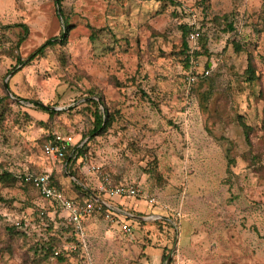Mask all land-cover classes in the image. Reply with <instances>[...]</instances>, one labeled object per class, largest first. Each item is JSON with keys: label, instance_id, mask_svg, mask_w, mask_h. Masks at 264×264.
<instances>
[{"label": "rangeland", "instance_id": "1", "mask_svg": "<svg viewBox=\"0 0 264 264\" xmlns=\"http://www.w3.org/2000/svg\"><path fill=\"white\" fill-rule=\"evenodd\" d=\"M65 22V45L18 65ZM186 24L204 37L191 87ZM249 57L254 83L245 76ZM91 99L112 119L93 138ZM50 136L84 145L83 157L68 167L49 158ZM48 171L71 198L84 186L98 193L101 184L126 183L156 202L126 199L143 220L132 235L104 214L87 217L80 247L68 241L64 211L19 178ZM21 222L28 237L9 231ZM50 237L70 252L65 261L32 249ZM162 263L264 264V4L0 0V264Z\"/></svg>", "mask_w": 264, "mask_h": 264}, {"label": "built area", "instance_id": "2", "mask_svg": "<svg viewBox=\"0 0 264 264\" xmlns=\"http://www.w3.org/2000/svg\"><path fill=\"white\" fill-rule=\"evenodd\" d=\"M264 4V0H255ZM196 17H194L195 20ZM195 23L191 26L193 27ZM201 33L199 30L193 28L189 34L190 53L193 54L198 49V42L200 40ZM206 76L209 75L207 71ZM197 81L196 73L191 70L187 76V83L191 87ZM72 146L71 139H66L61 136H57L55 143L49 142L45 146L46 155L53 160H63L65 158L66 151ZM23 180L26 182H32L35 187L40 191L41 195L51 201L59 204L61 209L67 214L66 219L68 223L76 228L77 235H83V222L87 217L93 216L96 213L104 214L107 222L111 225L117 223L116 214L114 209L107 206L102 199L92 196L88 198L82 204L76 203L74 200L68 198L63 190L58 189L55 185L51 184V174L41 173L35 175L33 173H25ZM99 192L111 199H127V198H143L151 203H155V199L148 194L144 193L138 186L134 185H111L101 184L99 186ZM16 225L22 229L27 228L25 223H16ZM121 231L126 235H132L133 229L130 224L119 223ZM67 249V248H66ZM59 251L56 250V254Z\"/></svg>", "mask_w": 264, "mask_h": 264}, {"label": "trees", "instance_id": "3", "mask_svg": "<svg viewBox=\"0 0 264 264\" xmlns=\"http://www.w3.org/2000/svg\"><path fill=\"white\" fill-rule=\"evenodd\" d=\"M56 2H57V4L59 6L61 5V0H56ZM173 4H175V3H173ZM61 14H62V11H61ZM63 19H64V17H63ZM22 27H24L25 33L27 34L29 32L28 27L25 26V25H22ZM190 31H191V29L189 28V26L187 24L182 26V32H183V41H182L183 55L185 56L186 66L188 68H190L189 73L191 72V70H193L191 59L193 57L192 55H194V53L193 54L190 53V50H191L190 42H189ZM68 32H69V27L66 25V22H65L64 30L61 33V35H59L58 37H53L52 39H50L47 42H45L43 45H41L32 54V56L29 59L22 60L21 58H18V65H21L22 67H24L25 65L31 63L33 60L42 57L50 47H53L55 45H65L67 43V40H68ZM203 38L204 37H201V40ZM23 41H24V37L21 38L19 44L22 43ZM248 61H249L248 62V68L246 69L245 76H246L247 81H249L250 83H254L258 79V76L256 75V68L254 66L253 59L251 57H249ZM16 68H17V66L14 69H16ZM207 76L204 75L203 77L206 78ZM8 88H9V86H8ZM88 102L91 104L92 109L93 108L94 109H93V112H92V116H93L92 127L89 130L87 136L89 138H93L96 135H101L104 132H106L110 128V126L112 124V119H111V114H110L109 109L106 106H104V104H102V103H100V102H98V101H96L94 99H91ZM36 105H37L38 108H40L41 110L45 111L50 116H53V115L56 114V111H54V110H48L42 105L39 106L38 103H36ZM102 106L104 108H102ZM56 138H57V136H50L47 142L55 143ZM84 147H85L84 145H82L80 147L71 146V147H69L67 149L66 154H65V158L63 159V160H66L67 167L71 166L73 163H75L76 161H78L80 158L83 157ZM29 173H33L35 175L41 174V173H36V172H29ZM24 176L25 175L23 174V175H21L19 177L21 179V181L24 182L26 185L31 186L34 190H36L40 194V196H42L40 191L35 187V185L32 182H26L25 180H23ZM72 176L74 178H76L75 174H72ZM7 178H12V179L16 180V178L12 174L3 173L1 179L5 180ZM51 184L55 185L58 189L63 190L61 184L54 178L53 174H51ZM84 192L85 193H83V194L86 197H89V198H91L92 196L96 197V195H97V192H94V191L93 192L84 191ZM75 201H76V203H79V204H82V202H83L82 199H77ZM53 203H55L59 208H61L58 203H56V202H53ZM21 223H23V222H21ZM52 229H53V227H51L50 230H52ZM66 230H68V232L70 233L69 237H68V241L70 243H74V244L79 245L81 247V241L77 237L76 228L71 225ZM9 231L14 233V234L19 232V233H21L22 236L28 237L27 236L28 234L26 233V231H24L22 228H20L18 226H15V225H11V227L9 228ZM32 249H34L36 251V253L38 252V249L39 250H44V255L43 256H45V259H49L51 257H54V258L58 259L60 262L65 261L66 258L68 256H70V252L67 251V250L63 251V252H59L58 254H56L55 239L52 238V237H50L47 240V243H45L44 246H40L39 243H36V244H34ZM168 257H169V255L168 256H163V261L165 262L168 259ZM162 264H165V263H162Z\"/></svg>", "mask_w": 264, "mask_h": 264}, {"label": "crops", "instance_id": "4", "mask_svg": "<svg viewBox=\"0 0 264 264\" xmlns=\"http://www.w3.org/2000/svg\"><path fill=\"white\" fill-rule=\"evenodd\" d=\"M58 161H62V160H58ZM50 174H53V171H48ZM72 181H75L76 179L75 178H70ZM125 185H127L126 183H124ZM120 185H123V184H120ZM131 185V184H129ZM84 186V185H82ZM80 189V188H79ZM82 189V188H81ZM64 193L66 194V196L72 200H77V199H81L82 198V201L84 202L85 200H87L89 197H86L83 193H85L84 191H87V192H93L95 190H92V189H88V187H83L82 190H79L78 193H74V198H71L67 192H65V190H63ZM97 192V191H96ZM96 197H98L99 199H102L103 202L107 205V206H110L114 209V212L116 214V220H117V223L112 225V226H117L120 230H121V227L120 225H118L119 223H127V224H130L131 226L136 222H139V221H143L140 219L139 216H137L134 212H136V209H134L132 206L130 207L127 203H126V199H111V198H108L104 195H101L100 192H99V189H98V193L96 195ZM76 202V201H75ZM53 203V202H52ZM65 213V212H64ZM65 215L67 216V214L65 213ZM147 217H156L158 218L159 216L158 215H147ZM134 222V223H133ZM109 224V223H108ZM111 225V224H109Z\"/></svg>", "mask_w": 264, "mask_h": 264}, {"label": "water", "instance_id": "5", "mask_svg": "<svg viewBox=\"0 0 264 264\" xmlns=\"http://www.w3.org/2000/svg\"><path fill=\"white\" fill-rule=\"evenodd\" d=\"M6 89L8 90L7 86H6Z\"/></svg>", "mask_w": 264, "mask_h": 264}]
</instances>
